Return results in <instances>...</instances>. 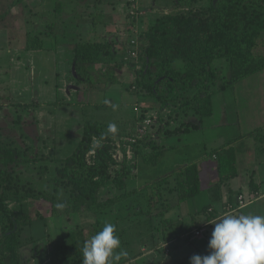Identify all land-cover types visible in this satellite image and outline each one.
Masks as SVG:
<instances>
[{
	"label": "trees",
	"instance_id": "1",
	"mask_svg": "<svg viewBox=\"0 0 264 264\" xmlns=\"http://www.w3.org/2000/svg\"><path fill=\"white\" fill-rule=\"evenodd\" d=\"M172 1H187L192 7L187 11L163 13L145 31L139 32L140 38L137 33L132 32L122 41L119 38L121 33L123 35L134 31H130L136 27L134 21L128 25V30H118L113 35L107 32L104 36L108 34L110 39L100 38L102 33L100 37L97 34L87 37L82 28L85 23L77 13V0L76 6L73 5L74 2L69 4L67 0H55L52 11L57 16L50 17V21L42 18L39 12L45 0H15L16 5L27 6L28 9V16L24 21V52L32 49L57 52L59 46L69 42L68 36L71 39L76 37L71 59L73 76L77 82L87 83L93 82V78H103L107 83L118 82L119 71L130 58H144L145 65L138 70L139 77L129 88L137 83L155 96L156 101L135 105L139 111H135L133 116L135 125L132 132L113 134L108 131V127L114 123L95 117L86 118L76 147L65 158L64 164L57 168L58 176L53 179L55 187L52 191L36 189L17 170L21 163L34 161L27 156V149L11 145L0 146V264H25L28 257L23 255V233L37 217L56 216L63 217L65 223L74 222L73 227L69 224L66 226V236L71 238L70 242L57 241L56 245L52 243L48 264H82V249L86 240L78 241L76 233L88 226L93 229L91 238L102 230L105 223L114 224L117 232L125 231L132 220L146 216L152 219L154 215L148 213L153 212L152 208L158 205L162 206L159 213L163 228L156 226L151 232L150 238L153 241L158 244L161 241L165 243L175 238L191 239L194 236V232H187L189 228L179 226L182 224L180 220L178 223L165 218V213L201 193L199 164L192 162L179 166L171 172L158 174L150 181L148 174L165 153L174 147V144L166 143L167 139L189 131L179 129L190 103H193L195 112L203 122V118L213 114L215 94L227 89L235 90L241 81L264 70V51L255 52L260 40H264V0H208L205 6L197 5L202 0ZM136 3V0H129L131 7H136ZM103 13H99L101 18ZM130 15L129 12L127 16ZM97 24L94 25V31L98 29L101 32L104 26H108L104 18ZM132 40H136L138 44L135 57L128 53L129 48L135 47ZM221 59L228 62L230 75L217 83L215 63ZM176 60L184 62L182 68L173 66ZM101 64L102 71L98 76L95 69ZM189 90L194 91V94L187 93ZM148 115H152L151 129L140 136L136 130L137 125ZM201 126L194 125L193 130ZM263 130V127H257L244 134L252 136L257 143L260 142L258 148L261 150H264ZM160 136L165 139L162 140ZM126 137H133L135 141ZM233 140L235 139L210 153L215 157L219 177L212 190L218 195L223 185L239 177L238 156ZM118 147L123 154L120 158L117 156ZM127 147L132 151L130 158ZM92 150L95 152L90 154ZM138 173L142 176L136 183H144L139 189L130 184L131 178H135ZM171 177L172 185L164 190L162 186L168 184ZM251 178L246 191L238 194H234L233 189L229 191L226 206L228 203L237 205L239 194H243L251 202L260 196L252 198V194H259L260 187L255 182L254 175ZM109 188L116 189V192L102 197V191ZM58 193L63 196L59 197ZM29 197L43 199L45 211L37 212L35 216L30 212H18L10 208L9 199ZM57 203H64L66 207L57 209ZM202 213L206 214L207 223L219 216L210 206H204L195 214L196 221H199L198 216ZM81 215L86 217L80 220L82 224L79 222ZM195 226H198V222H195Z\"/></svg>",
	"mask_w": 264,
	"mask_h": 264
},
{
	"label": "rangeland",
	"instance_id": "2",
	"mask_svg": "<svg viewBox=\"0 0 264 264\" xmlns=\"http://www.w3.org/2000/svg\"><path fill=\"white\" fill-rule=\"evenodd\" d=\"M54 1L45 0L39 9L42 18L49 20L50 17L57 16L52 11L55 6ZM67 1L69 4L72 2H74L73 5L77 4L76 0ZM77 1L79 5L76 7L77 13L85 23L82 28L87 37L94 34L100 37L102 33L100 38L110 39L108 34L104 36L107 32L113 35L118 30L121 32L128 30V25L134 21L136 27L130 29L134 31L123 35L121 33L119 38L122 41L132 32L137 33L139 37V32L145 31L155 18L163 13L187 11L192 7L187 1L172 0H136V7H131L129 0ZM207 4L208 0H202L197 5ZM101 11L104 12L102 18L99 15ZM129 12L131 15L128 17ZM27 16V6L16 5L15 0H0V146L11 145L18 149H27V156L33 158L34 161L21 163L17 166V170L20 171L23 179L30 181L36 189H45L48 192L55 187L53 179L58 176L57 168L64 164L65 158L73 152L81 138L86 118L95 117L114 123L118 125L117 132L120 134L132 132L135 125L134 106L144 102H155L156 98L137 83L131 89L129 88L131 83L139 77L138 70L144 67V58L126 60L128 63L126 62L119 71L118 82L107 83L103 78H93L91 83L77 82L73 76L71 62L73 41L76 37L71 39L68 36L69 42L61 46V52L52 50L45 52L44 63L40 67L36 66L38 61L36 65L31 63V60H27L26 54L29 53L23 51L26 43L24 21ZM103 18L107 20L108 26H104L101 32L98 29L94 31V25H98L97 23ZM263 51L264 40H260L255 52ZM61 59L65 62L60 63L63 62ZM183 65L184 62L181 60H176L173 64L176 68H182ZM215 66L218 73L217 83H221L230 75L229 64L225 59H221L217 60ZM100 70L102 71V64L95 69L97 75ZM58 71L60 72L57 73ZM147 73H150L149 70ZM33 80L37 85L36 92L28 87ZM33 93H35L34 96ZM187 93L193 95L194 91L189 90ZM35 99H45L49 105L44 107L35 104L33 102ZM43 107L45 109H42ZM182 118L184 122L179 130L184 128L189 131L167 139L166 143H172L174 147L169 149L150 169L148 176L151 177L149 181L154 180L158 174L171 172L187 163L197 162L202 172V191L187 202L186 209L198 211L210 201L213 203L210 189L219 178L215 157L213 158L210 154L213 149L235 139L233 141L237 150L238 169L244 172L245 168L255 167V139L244 134L254 130L257 125L264 127V73H257L241 81L235 90L227 89L215 94L213 114L203 118V122L195 112L193 103H190ZM194 125L201 127L193 130ZM160 138L165 139L163 136ZM262 143L264 145V141ZM259 144L260 142L256 145ZM261 155L258 161L264 163V153ZM139 173L135 176L136 179L131 178L130 180L132 187L138 189L144 186V183L140 181L136 183V181L145 174L141 172L142 175H140ZM171 182L172 177L168 184L162 186L164 190L172 185ZM262 191L264 193V183ZM115 192L114 188L104 189L101 196L107 197ZM58 194L59 197L63 196L62 193ZM259 195L260 193L252 194V198ZM8 202L10 208L15 211H26L33 215L46 209L44 200L35 197L14 198L9 199ZM172 212L174 211H169V214ZM232 214L264 215V196L256 198L248 208H238ZM83 217L84 215L80 216V223L82 222L80 220L86 218ZM68 224L71 227L74 226V222L65 223L63 217L51 216L34 219L32 225L25 228L23 233L25 243L23 255L28 257L25 264H48L49 250L53 248L52 243L56 245L57 241H71V238L66 236ZM205 225L206 232L202 234L204 240L201 241L197 236H193L191 240L183 241L186 243L185 249L189 251V257L182 259L180 264H191L190 258L193 255L209 254L208 244L215 225L212 223ZM92 232L93 229L87 226L82 232L76 233L75 238L78 241L88 240ZM117 235L120 237L119 234ZM127 238H129L128 235L122 232L121 242L125 243ZM135 239L134 236L130 237V240L135 241ZM165 245L167 244H162L161 247L165 248L167 253V249L170 248ZM121 248L124 249L123 246ZM158 254L166 257L161 252ZM174 255L173 252L172 256ZM137 256L139 255L134 257L139 258ZM126 261L125 257H122L118 264H124ZM136 264L155 263L143 256Z\"/></svg>",
	"mask_w": 264,
	"mask_h": 264
},
{
	"label": "crops",
	"instance_id": "3",
	"mask_svg": "<svg viewBox=\"0 0 264 264\" xmlns=\"http://www.w3.org/2000/svg\"><path fill=\"white\" fill-rule=\"evenodd\" d=\"M61 46H59V48L57 49L58 52H61ZM27 52L29 53V54H26L28 56L27 60H31V63H33L35 65H36V62L38 61V65H36V66L40 67L42 65V63H44V59H45L44 53L49 52V50L32 49V50H29ZM38 58H40V59H38ZM61 61H63V62H60V63L65 62V60H63V59H61ZM59 72L60 71H58L57 73H59ZM259 73L263 74L264 70L259 72ZM34 82H35V80L31 81V83L28 85V87H29V89L31 88V90L34 89V91L36 92L35 88L37 85ZM31 86H33V87H31ZM38 91L42 92V90H38ZM34 95H35V93H33V96ZM33 102L35 104H40V106H44V107L49 105L45 99H35ZM44 107L42 109H45ZM258 126L259 125H257L255 128H257ZM263 135H264V131H263ZM256 144H257V142L255 140V167L253 166V168L250 167L249 169L245 168L244 172H242L241 169H238L239 170V177L232 180V181H229L228 183L223 185L220 195L215 194L213 192L212 189H213L214 185L210 189V195L212 194L213 203L210 201L205 206H210L212 211H216L219 214L218 218L214 219L213 221L218 220L223 215L232 214L234 212V211H228L227 206H226V201L230 196L229 191L231 189H233V191L235 192L234 194H238L240 191H246L249 188L248 184L251 180V175H254V180L257 184H259V187H260L259 188L260 196L258 198H261L264 196V193L262 191V184L264 183V163H262V161H258V158L260 157L261 154L264 153V150L259 149ZM184 165H186V164H184ZM246 172H248V173H246ZM201 174H202V172H201ZM144 181H148V180H144ZM211 190H212V192H211ZM171 196H172V193H171ZM189 200H191V199H188V200L182 202L181 204L176 205L173 208H171L170 210H168L165 213V218L170 219L172 222L178 221V223H179L181 221V223L183 225L180 224L179 226H183L184 228H189L187 230V232L193 233L194 230H196V229L205 228V226H206L205 224L207 222L205 220L206 214H204V213H202V215L198 216L199 221H196V215L195 214L198 211H200L201 209L198 211H195V210L189 211L186 209V207L188 205L187 202ZM251 204H252V202H249L248 204H246L245 206H243L241 208L246 209ZM225 206H226V208H225ZM161 208H162V206L160 207V205H158V207L152 208L153 212L148 213L149 215H154V217L152 219H150L148 216H146L144 218L132 220L133 222L128 223L129 227L127 228V230L117 232V234L120 235V238H121L122 232L126 233L129 237L126 239L127 240L125 242L126 244L121 242V246H123V248H124L123 250H126L128 252L127 257L129 258V261H128V258L125 257V259L127 261L124 264H136V262L140 258H142L143 256L146 257L148 260L154 262L155 264H180V261L182 262V259H186L189 257V251H186V249H185L186 243H184L183 241L191 240L192 238L187 239V238L181 237V238H175V239H172L170 241L165 242L169 248L170 247L172 248V249L170 248L171 249L170 253H166L165 250H163V248L161 247L162 243L165 244L164 242L161 241L157 244V242L153 241L152 238H150V234L156 228V226H158L157 228H160V229L163 228L162 216L159 213ZM169 211H174V212L169 214ZM193 216H194V219H193ZM195 222H198L197 227L195 226ZM168 225H169V223H168ZM176 225L178 227V224H176ZM205 232H206V229H205ZM204 233H203V235H204ZM203 235L198 236L197 238L202 241V240H204ZM133 236H134V238H136L135 241L130 240V237H133ZM181 250L183 251L182 253H181ZM159 252L166 255V257L160 256L158 254ZM173 252L175 254L174 256H172ZM178 253H180V254H178ZM135 255H139V256H137L139 258H135L134 257Z\"/></svg>",
	"mask_w": 264,
	"mask_h": 264
},
{
	"label": "clouds",
	"instance_id": "4",
	"mask_svg": "<svg viewBox=\"0 0 264 264\" xmlns=\"http://www.w3.org/2000/svg\"><path fill=\"white\" fill-rule=\"evenodd\" d=\"M108 131L117 132L110 124ZM57 209L66 207L57 203ZM214 224L208 244L209 254L193 255L191 264H264V215L226 214ZM119 249V251H117ZM82 264H118L128 252L121 248V239L112 223L84 241Z\"/></svg>",
	"mask_w": 264,
	"mask_h": 264
},
{
	"label": "built area",
	"instance_id": "5",
	"mask_svg": "<svg viewBox=\"0 0 264 264\" xmlns=\"http://www.w3.org/2000/svg\"><path fill=\"white\" fill-rule=\"evenodd\" d=\"M133 43V45H135V47H131L128 49V53L130 56L132 57H135L137 56V42L136 40H132L131 41ZM135 111L138 112L139 111V108L137 106L134 107ZM154 114V113H153ZM152 114V115H153ZM152 115H148L146 118H144V120H142L141 122H139V124L137 125V132H138V135L142 136L144 134H146L150 129H151V124H152ZM128 140H132V141H135V139L132 138H128L126 137ZM118 157H122V151L120 150V147H118ZM95 151L92 150L90 151V154H93ZM127 154L129 156V158L131 157L132 155V151L130 150V147H127ZM251 201V200H246L245 199V196L243 194H239L238 195V203L237 205H234V204H230L228 203L227 205V210L229 211H235L236 209L238 208H241L243 206H245L246 204H248V202ZM228 202V201H227ZM205 231V228H200V229H196L194 230V236H201ZM167 247V245H165ZM170 249H167V253L169 252Z\"/></svg>",
	"mask_w": 264,
	"mask_h": 264
}]
</instances>
